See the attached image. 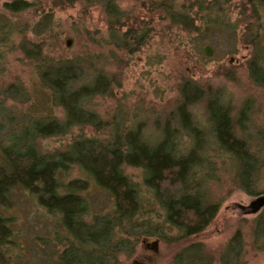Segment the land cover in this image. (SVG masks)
Masks as SVG:
<instances>
[{
    "label": "rangeland",
    "instance_id": "374dc122",
    "mask_svg": "<svg viewBox=\"0 0 264 264\" xmlns=\"http://www.w3.org/2000/svg\"><path fill=\"white\" fill-rule=\"evenodd\" d=\"M13 1L17 0H0L3 111L20 119L36 114L61 118L60 109L52 108L47 100L39 77L44 63L59 60L82 61L85 77L79 83L102 74L111 90L91 100L105 124L101 131L84 127L66 136L38 140L41 152L64 150L81 136L107 141L117 129L140 128L146 139L156 142L167 124L176 127L174 111L182 86L189 83L221 94L240 119L235 121L237 133L262 161L256 176L260 192L251 196L236 184L231 160L212 151V164L197 172V178L204 179L202 190L220 204L219 212L203 233L181 241L175 230L163 224L164 213L144 186L142 171L125 168V174L141 189L145 218L161 232L140 237L134 252L119 255L118 263L174 264L181 250L200 243L212 258L211 264H222V254L241 231V264H264L263 244L259 251L253 241L255 222L264 213V87L253 82L248 68L253 57L264 63V0H177L174 11L189 14L186 20L191 26L186 30L159 8V0H115L120 14L117 21L103 6L85 0H23L33 7L10 13L6 4ZM207 48L210 57L205 54ZM11 89L21 92L24 102L11 100ZM206 100L190 107L201 129L208 120ZM183 133L179 136L185 137ZM84 178L77 167L62 176L65 183ZM86 196L91 216L112 214L114 203L107 192L92 183ZM10 198L11 208L4 213L13 219L14 235L1 249L7 251L9 264H56L69 245L61 215L42 208L23 189L12 190Z\"/></svg>",
    "mask_w": 264,
    "mask_h": 264
},
{
    "label": "trees",
    "instance_id": "16d2710c",
    "mask_svg": "<svg viewBox=\"0 0 264 264\" xmlns=\"http://www.w3.org/2000/svg\"><path fill=\"white\" fill-rule=\"evenodd\" d=\"M85 1L103 6L114 21L120 17L115 0ZM188 1L194 0H185ZM158 5L185 30L191 26L189 14L174 11L177 0L172 3L159 0ZM32 7L33 4L23 0L6 4L10 13ZM248 68L253 82L264 87V63L253 57ZM85 69L82 61L70 60L44 63L40 67V82L48 92L47 100L52 108L60 109L61 118L36 114L20 119L3 111L0 103V115L5 120L0 122V264H9L7 251L1 249L12 242L13 219L4 211L11 208L10 194L17 188L35 196L38 204L50 213L61 215L69 245L56 264H119V255H131L140 237L160 235L159 227L144 216L141 189L125 174L127 167L142 171L144 186L163 211V224L177 232V241L203 233L219 212L220 204L210 200L202 190L204 179L197 178V172L212 164L209 159L212 151L231 160L235 182L241 190L251 196L259 194L256 176L262 161L251 152L245 137L237 133L235 121L240 119L234 116L221 94L206 92L195 84L182 86L181 99L174 111L178 119L176 127L167 124L156 142L146 139L140 128L117 129L107 141L81 136L64 150L41 152L38 140L66 136L84 127L97 131L104 128V121L93 110L91 100L111 90L102 74L79 83L85 77ZM10 91L11 100L24 102L20 101L21 92ZM202 99H207L208 120L201 129L190 107ZM181 131L187 133L185 137ZM178 132L183 134L179 136ZM73 167L86 178L65 183L62 176ZM92 183L112 197L111 215L91 216L86 193ZM253 241L262 251L264 213L255 222ZM243 254V235L238 231L222 254V264H241ZM211 263L204 246L197 243L181 250L174 264Z\"/></svg>",
    "mask_w": 264,
    "mask_h": 264
},
{
    "label": "water",
    "instance_id": "95a60500",
    "mask_svg": "<svg viewBox=\"0 0 264 264\" xmlns=\"http://www.w3.org/2000/svg\"><path fill=\"white\" fill-rule=\"evenodd\" d=\"M210 51H211L210 48H207L205 50V54H206L207 57H210L211 56V52Z\"/></svg>",
    "mask_w": 264,
    "mask_h": 264
}]
</instances>
